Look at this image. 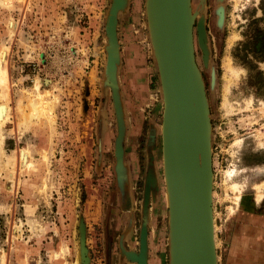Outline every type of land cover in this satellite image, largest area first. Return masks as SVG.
<instances>
[{"label": "rangeland", "instance_id": "1", "mask_svg": "<svg viewBox=\"0 0 264 264\" xmlns=\"http://www.w3.org/2000/svg\"><path fill=\"white\" fill-rule=\"evenodd\" d=\"M110 5L0 0V54L7 52L0 104L8 110L0 123L2 264H139L142 240L144 264H167V193L164 186L150 196L145 186V137L128 163L117 150L115 161L97 97ZM130 5L126 0L120 13L119 44H143L147 52L162 151L163 92L152 39L143 15L128 22ZM166 20L161 15L160 28ZM189 20L196 111L187 164L197 185L211 191L214 244L216 237L224 263L243 203L264 208V0H190ZM130 25L140 38L128 39ZM160 36L158 51L166 43ZM21 150L29 163L23 168ZM154 166L163 185L158 154Z\"/></svg>", "mask_w": 264, "mask_h": 264}, {"label": "water", "instance_id": "2", "mask_svg": "<svg viewBox=\"0 0 264 264\" xmlns=\"http://www.w3.org/2000/svg\"><path fill=\"white\" fill-rule=\"evenodd\" d=\"M125 4L126 0H112L105 21L107 77L113 68L109 61L119 60L115 18L124 11ZM189 4L190 0H146V15L163 92L162 155L169 235L175 254L172 264H216L210 227L211 191L197 185L187 164L190 116L192 108L196 111L192 104L194 60ZM161 15L167 19L162 28ZM160 35L166 43L158 51L154 40L160 39Z\"/></svg>", "mask_w": 264, "mask_h": 264}, {"label": "crops", "instance_id": "3", "mask_svg": "<svg viewBox=\"0 0 264 264\" xmlns=\"http://www.w3.org/2000/svg\"><path fill=\"white\" fill-rule=\"evenodd\" d=\"M133 2L134 7L130 5L131 13L128 22L130 23V19L137 22L140 15H143L144 19L142 21L148 27L146 0H133ZM120 13L122 14L124 11L119 12L115 18L119 60L114 62L111 74L108 77L105 75L104 68L102 69V76L97 78V97L100 98L105 120L111 127V152L113 155L116 150L120 149L122 151L121 161L128 163L127 161L138 150L140 138L145 137V142L142 145L145 159L144 177L145 186L150 185L151 196L153 193L158 192L161 187L166 186L165 183L157 185V171L155 169L158 168L154 166L155 154H158L159 170L164 173L163 155L158 144L161 138L158 132L159 124H157L159 121L157 115L159 112V109L157 110L159 97L158 95L155 97L151 73L153 68H150L147 63V52L144 50V45L141 43L142 45L137 44L135 46L132 42L133 46L131 47L129 44H127L129 46L127 48L120 47L119 35L121 33L119 34V31L120 27L124 26L122 23H125V18L120 17ZM134 31H136V27L130 25L128 39L133 36L140 38V36L134 34ZM103 37H105V31ZM142 37L145 39V36L142 35ZM104 56L106 61V53ZM155 81L158 83V80ZM127 141H130V144L126 143ZM115 158L114 155L116 161L117 158ZM165 190L167 191L166 187ZM173 191L171 186L170 193L172 194ZM237 214L238 219L235 226H233L234 230L230 243H228V256L224 263L219 261L217 239L215 237L216 264H264V208H261L258 203H243ZM167 216L169 217V213ZM169 234L168 222V245L165 260L167 264H172L175 254L171 249V236Z\"/></svg>", "mask_w": 264, "mask_h": 264}, {"label": "bare ground", "instance_id": "4", "mask_svg": "<svg viewBox=\"0 0 264 264\" xmlns=\"http://www.w3.org/2000/svg\"><path fill=\"white\" fill-rule=\"evenodd\" d=\"M6 58H7V52L6 51H2L1 54H0V85L4 84L5 85V81H6V78H5V72H4V67H5V62H6ZM110 64H112L111 66L113 67L114 66V61L110 60ZM227 63V62H226ZM226 66L229 68V69H232L234 70V68L230 65V63L228 62L226 64ZM7 113H8V110H7V107L4 105V104H0V123H3L5 118L7 117ZM164 149V148H163ZM117 153L120 154L121 153V150L118 149L117 150ZM164 156V155H163ZM29 165L28 163V156H27V153L25 152V150H21L19 152V162H18V167H27ZM233 173V171H228L226 174L228 176H231V174ZM166 187V186H165ZM234 187V186H233ZM167 192V191H166ZM149 193V190L146 189V198H147V195ZM167 195V194H166ZM167 197V196H166ZM237 198V197H236ZM259 198V197H257ZM261 198V197H260ZM258 200V199H257ZM210 217H211V214H210ZM211 227V237H212V245L214 244V236H213V225L211 224L210 225ZM144 241L142 240V251H141V255H140V258H139V263L140 264H143V262L145 263L144 261ZM215 246V244H214ZM143 259V262H142V259ZM0 264L1 263V260H0Z\"/></svg>", "mask_w": 264, "mask_h": 264}, {"label": "flooded vegetation", "instance_id": "5", "mask_svg": "<svg viewBox=\"0 0 264 264\" xmlns=\"http://www.w3.org/2000/svg\"><path fill=\"white\" fill-rule=\"evenodd\" d=\"M136 168V167H135ZM141 259H142V257H141ZM142 262H143V259H142ZM140 264V263H139ZM143 264H144V262H143Z\"/></svg>", "mask_w": 264, "mask_h": 264}]
</instances>
